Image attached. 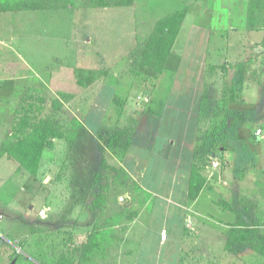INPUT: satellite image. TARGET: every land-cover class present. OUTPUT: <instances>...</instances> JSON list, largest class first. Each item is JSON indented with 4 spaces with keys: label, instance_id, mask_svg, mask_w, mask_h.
Masks as SVG:
<instances>
[{
    "label": "rangeland",
    "instance_id": "1",
    "mask_svg": "<svg viewBox=\"0 0 264 264\" xmlns=\"http://www.w3.org/2000/svg\"><path fill=\"white\" fill-rule=\"evenodd\" d=\"M24 1L31 2L34 9L0 12V146L12 134L22 106L29 108L27 113L35 121L49 119L68 129L76 120L81 129L70 148L63 140L54 139L52 148L41 153L35 175L7 155L0 157V264H69L71 259L70 263L79 264L78 251L94 224L117 213L120 206H125L130 219L113 229L110 238L104 240L101 255L98 252L86 264H133L136 253V264H147L150 256L160 264H176L171 259L181 255L184 261L179 260L180 264H248L246 260H229L230 256L217 245L216 253L212 247L214 254L206 255L202 248L213 240L204 235L184 250L177 239H168L166 229L158 228L151 217L158 215L157 211L156 216L151 214L158 208V198L151 197L153 201L143 216L145 195L134 183L123 175L118 182L124 184L112 183L113 175L100 170L101 160L111 162L103 149L108 123L98 130L91 127L93 120H100L92 111L103 105L101 101L93 102L92 94L102 92L106 68L118 72L133 86L148 88L150 74L146 75V67L142 65L141 69L136 63L139 59L135 54L136 61L133 57L134 42L145 40L142 33L147 25L185 9L188 16L181 26L179 43L190 31L196 35L195 29L210 34L206 75L200 70L195 86L204 101L196 163L217 172L229 165L245 173L249 169L256 179L253 199L260 200L259 193L264 190V163L259 158L264 152V0H136L137 25L133 30L126 16L131 10L81 11L87 0H37L36 5L35 0ZM126 54H130L128 64L122 58ZM197 56L203 58V53ZM182 67L173 71L176 79L183 82L189 77L194 81L195 75H187L186 71L182 74ZM79 70L98 74L87 85L92 80L90 74L81 75ZM168 76L171 75L166 72L164 77ZM160 79L157 80L161 82ZM94 83V90H88ZM184 87L187 86L183 85L182 90ZM27 93L33 98L24 100ZM180 100V105L186 103ZM55 102L60 108H55ZM184 109L175 115L166 110L163 122L181 130L192 121ZM257 131L259 135H255ZM137 151L141 157L148 155L146 149ZM213 162L218 165L213 167ZM99 171L101 178L93 183ZM222 186L219 184L222 193L215 199L227 207L232 194L237 193ZM98 195L100 201L95 207ZM240 205L235 203V207ZM244 206L248 216L250 211H259L257 207L261 205L255 204L252 209ZM146 215L151 216L145 222ZM168 225L179 232L178 227ZM255 228L264 235V229ZM161 230L166 232L163 242L159 239ZM155 235L164 246L155 245ZM252 254L264 261L259 254Z\"/></svg>",
    "mask_w": 264,
    "mask_h": 264
},
{
    "label": "crops",
    "instance_id": "2",
    "mask_svg": "<svg viewBox=\"0 0 264 264\" xmlns=\"http://www.w3.org/2000/svg\"><path fill=\"white\" fill-rule=\"evenodd\" d=\"M136 4L137 1L133 0L132 5L129 7L95 9L131 10L126 16L133 30L136 29L137 25L134 15ZM83 10L89 11L94 9L82 8L81 11ZM75 12L77 14L79 11L75 10ZM154 24L155 21L151 26L147 25L143 29L146 30V32L142 33L146 36H144L145 40L150 36ZM181 31L180 27L172 49H170L171 52L162 68V73H156L145 68L144 73L146 75L150 74L148 79L149 81L151 80V83L146 84L148 88H143L139 85L133 86L130 81L124 80L126 78L120 76L118 72H111L110 68H106L107 75L102 80V92L97 91L92 94L93 102L101 101L103 105L102 108H100V105L96 106L94 111H92L93 116H99L100 120H93L91 127L98 130V127L105 126L108 123V129L105 130V133L110 132L115 127L128 130L132 133L130 147L125 152L109 151L106 150L105 146L103 149L110 156L108 157L111 160L110 163L105 160L106 163L110 166L123 169L130 182L134 183L135 188L145 195V205L142 209L143 216L153 201L151 197L158 198V208L154 213H151L156 216L155 212L157 211L158 215L156 217L150 216L158 223V228L166 229L168 239L170 237L173 238V241L177 239L178 244L184 246L183 249L185 250V246H189L190 249L192 245L197 243L196 239L199 236L203 239L204 235L213 240L208 241V243L205 242V247L202 248L206 250V255L216 253V245L219 246V250H222L223 252H221L224 254L223 249L227 231L240 220L245 224L248 223L247 225L252 223L249 226L257 227L261 230L264 229V190L262 189V193L260 192V196H258L262 200L260 198V200L253 199V192L256 190L254 181L256 179L249 169L245 173V171H239L236 167L229 165L228 168L221 167L220 172H217L215 168H204L203 165L196 163V144L200 134L199 118L203 113L204 101L199 89L195 86H198L197 84L200 80V70H203L204 77L206 75L205 66L209 54L210 45L208 37H210V34H203L200 29H195L194 33L196 35L190 31L183 43H179ZM140 44L137 41L134 42V46L136 47ZM133 50H130V52ZM201 52L203 53V58L197 56V53L201 54ZM128 53L129 51H127ZM127 54L122 58L123 60L127 59L128 64L130 54ZM142 67L141 65L140 68L142 69ZM180 67L183 68L182 74L185 75L186 71L187 75H195L194 81L189 77L184 78L183 82L176 79L172 73ZM166 72L171 76L165 78ZM158 78H161V82L157 80ZM175 84L177 85L176 88L174 87ZM95 85L96 83L92 84L88 90H94ZM183 85L187 87H184L182 90ZM185 90L186 93H182ZM176 92L180 93L176 94ZM180 99H183L182 101L185 100L186 103L180 105ZM181 108H185L186 117H191L190 119L193 122L191 121L187 126L180 128L181 130H175L172 123H164L163 118L166 110L171 111L175 115L182 113L179 112ZM97 109L99 110L96 111ZM100 112H102V116L98 115ZM140 149H146L148 155L143 156V154V157H141V154L137 151ZM259 158L264 163V152L259 155ZM193 168L197 170V173L204 180V185L196 199L190 201L187 194L190 173ZM219 184H223L222 187L229 186L237 193L236 196L232 194V201L228 203L227 207L215 199L217 196L219 197V193H222ZM225 193L228 194L227 190H225ZM235 203L241 204L240 207H235ZM244 204L248 209L255 208V204L261 206L257 207V209H260L259 211H250V214L247 216L243 212L242 205L244 206ZM212 214L213 216H211ZM150 216L146 215L144 217L145 222L149 220ZM168 224L178 227L177 230L179 232L172 231L173 229ZM210 224H213L214 227ZM138 240V244L140 245L142 239ZM155 245L157 247L164 246L162 242L159 244L156 235ZM212 247H214V253L212 252ZM138 250L141 251V245ZM252 253L253 251L246 248H238L234 253L225 252V255L230 256L231 259L229 260L233 261L239 262L242 260L243 263L246 260L248 264H264V261L261 262L254 258ZM137 255L138 253L135 255L133 264H136ZM181 257L182 255L171 259V261L180 264L181 261H184L181 260ZM261 257L264 259L263 256ZM215 259L211 258V260ZM146 262L147 264H160L159 260L151 256Z\"/></svg>",
    "mask_w": 264,
    "mask_h": 264
},
{
    "label": "trees",
    "instance_id": "3",
    "mask_svg": "<svg viewBox=\"0 0 264 264\" xmlns=\"http://www.w3.org/2000/svg\"><path fill=\"white\" fill-rule=\"evenodd\" d=\"M35 1L36 3H34L36 5L38 1ZM30 3L24 0H0V12L33 10V4L30 5ZM132 3L133 0H87V4L84 6L85 8H93L95 10V8L129 7ZM185 16L186 10L182 9L158 19L154 24L150 36L142 44L137 45L136 50H134L135 52L133 51L135 61L136 57L134 54L139 59L136 63L156 73H160L171 52L170 49H172ZM78 72L81 75H86L85 73L87 72L90 74L92 80L87 85L95 81L94 75L98 74V71L95 72L93 70H79ZM105 72L106 70L104 74ZM29 93L24 95V100L33 98ZM38 100L41 102L39 98ZM55 108H60L58 102ZM28 109H25L23 106L18 109L17 113L19 118L13 128L12 134L0 146V157L7 155V157L15 161L27 173L35 175L41 153L45 149L52 148V141L54 139L63 140L69 148L72 147L75 143L74 141L79 137L81 124L76 120H72L68 129H62L49 119L35 121L27 113ZM131 140L132 133L130 131L115 127L107 133L105 148L109 151L125 152L130 147ZM100 170L113 175L112 183H120L118 180H122L121 178L119 179V176L122 175L126 180H129L123 169L110 166L105 160H101ZM101 171L93 176V183L100 180ZM203 185L204 180L197 173V170H194V168L191 169L187 194L188 200L194 201ZM98 201H100L99 195L94 199L95 207L98 205ZM124 207L120 206L117 213L103 218L102 223L99 221L94 224L92 232L88 236L82 250L78 251L77 261L80 262L79 264L90 263L91 260L96 258L98 252L102 251L105 238H110L113 229L118 227L124 220L130 219L126 216ZM101 214H103V211H101ZM235 248H246L264 257V235L260 234L255 227L249 226L240 220L227 231L226 242L224 244V251L227 253H234ZM71 261L73 260H69L68 263L72 264L70 263Z\"/></svg>",
    "mask_w": 264,
    "mask_h": 264
},
{
    "label": "built area",
    "instance_id": "4",
    "mask_svg": "<svg viewBox=\"0 0 264 264\" xmlns=\"http://www.w3.org/2000/svg\"><path fill=\"white\" fill-rule=\"evenodd\" d=\"M259 131H260V130H259ZM259 131H257L255 135H259V134H260ZM216 164H217V163H213V167H215ZM159 239H160V241H162V242L165 241V239H166V232H165V231H163V230L160 231V233H159Z\"/></svg>",
    "mask_w": 264,
    "mask_h": 264
},
{
    "label": "water",
    "instance_id": "5",
    "mask_svg": "<svg viewBox=\"0 0 264 264\" xmlns=\"http://www.w3.org/2000/svg\"><path fill=\"white\" fill-rule=\"evenodd\" d=\"M120 201L122 202V201H123V199L121 198V199H120ZM10 264H11V263H10Z\"/></svg>",
    "mask_w": 264,
    "mask_h": 264
}]
</instances>
